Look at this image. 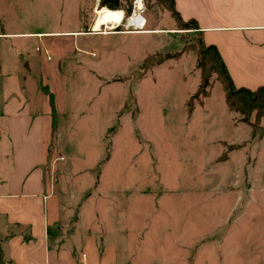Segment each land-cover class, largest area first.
I'll list each match as a JSON object with an SVG mask.
<instances>
[{
	"label": "rangeland",
	"instance_id": "374dc122",
	"mask_svg": "<svg viewBox=\"0 0 264 264\" xmlns=\"http://www.w3.org/2000/svg\"><path fill=\"white\" fill-rule=\"evenodd\" d=\"M94 1L0 0V30L37 33L2 40L0 59L16 45L29 88L54 95L44 170L55 228L117 234L133 264H180L181 254L183 264H264V139L242 140L249 125L224 104L214 73L210 95L191 98L196 48L158 61L198 48L197 30L179 25L167 1L141 0V32L127 17L96 36Z\"/></svg>",
	"mask_w": 264,
	"mask_h": 264
},
{
	"label": "crops",
	"instance_id": "0c3cea01",
	"mask_svg": "<svg viewBox=\"0 0 264 264\" xmlns=\"http://www.w3.org/2000/svg\"><path fill=\"white\" fill-rule=\"evenodd\" d=\"M170 1L183 21H194L202 44L215 47L235 88L264 87V0ZM70 32L81 34L79 30L67 33ZM36 34L0 30V42ZM9 49L13 57L0 59V264H133L137 253L130 256L117 234L97 240L95 234L75 232L67 236L55 228L60 220L56 201L49 197L44 170L45 138L52 130L48 95L42 88L40 91L37 82L29 88L26 80L30 72L25 76L20 66L23 54L16 45ZM40 102L46 109L40 108ZM235 115L239 120L241 115ZM258 118L259 128L264 129V110ZM249 128L248 136L242 140L257 138L260 143L264 133L253 135ZM134 248L139 246L135 244ZM183 258L181 254L180 264L188 259ZM158 260L148 264L167 263V258Z\"/></svg>",
	"mask_w": 264,
	"mask_h": 264
},
{
	"label": "trees",
	"instance_id": "16d2710c",
	"mask_svg": "<svg viewBox=\"0 0 264 264\" xmlns=\"http://www.w3.org/2000/svg\"><path fill=\"white\" fill-rule=\"evenodd\" d=\"M163 1H167L168 9L170 10L171 15L175 17V21L179 25H182L186 28H189V26H193L195 28V23L193 20L189 19L188 21H183L180 16H178L170 0ZM97 3L99 7L105 8L107 10H122L124 19H126L131 12L130 0H98ZM196 45L198 48L193 45H185L181 50L175 51V53H165L158 61L160 62L161 60L167 58H178L184 51H188L191 48H196V66L199 70L200 82L195 89L196 91L191 95V98H195L199 104L201 103V98H204L210 94V78L211 74L214 73L216 75L215 79L219 81L222 89H224V101L228 108L234 112H238L241 115L239 120L249 124L251 127V133H253V135L256 134L257 130H259V133H264V129H260L258 126V117L264 110V87L259 86L251 90L245 87L235 88L232 85L229 74H227L223 61L219 57L215 47L213 45H203L199 34ZM43 92L48 95L52 117L50 123L53 127L54 95L45 87ZM190 100L191 99L185 102L187 116H190L194 108V105ZM251 115L253 116L252 120L250 118Z\"/></svg>",
	"mask_w": 264,
	"mask_h": 264
},
{
	"label": "bare ground",
	"instance_id": "6f19581e",
	"mask_svg": "<svg viewBox=\"0 0 264 264\" xmlns=\"http://www.w3.org/2000/svg\"><path fill=\"white\" fill-rule=\"evenodd\" d=\"M140 7H142V3L137 0V3H135V7H134V14L135 16H132L131 22L126 26H132V28H143V26L138 27V24H134V22L137 20V22H139V20H141L140 15H138L137 13L140 12ZM105 9V8H103ZM102 10V9H101ZM97 11L95 13V16L93 18V23L91 25L92 27V31L93 32H97L100 29V26L102 27V25H106V29H112L111 28V24L119 22L120 20L122 21L123 19V15H122V11L121 10H103L102 12ZM140 31V30H139Z\"/></svg>",
	"mask_w": 264,
	"mask_h": 264
},
{
	"label": "built area",
	"instance_id": "2783aa9c",
	"mask_svg": "<svg viewBox=\"0 0 264 264\" xmlns=\"http://www.w3.org/2000/svg\"><path fill=\"white\" fill-rule=\"evenodd\" d=\"M140 2H141V0H139ZM132 2H133V4H132V9H131V12H130V14H129V16H128V19L126 20V22H125V24H124V26L126 27L130 22H131V19H132V16H135V14H134V7H135V3H137V0H132ZM142 3V2H141ZM142 6H143V3H142ZM142 10V7H140V11ZM122 11V10H121ZM138 15H140V19L141 20H139V22H137V20L134 22V24H138V27H140V26H143L144 25V23H145V18L144 17H142L141 16V14H140V12L139 13H137ZM122 23V21L120 20L118 23L116 22V23H114L116 26L118 25V24H121ZM113 24V25H114ZM139 30H141V28H134V31H139Z\"/></svg>",
	"mask_w": 264,
	"mask_h": 264
},
{
	"label": "water",
	"instance_id": "95a60500",
	"mask_svg": "<svg viewBox=\"0 0 264 264\" xmlns=\"http://www.w3.org/2000/svg\"><path fill=\"white\" fill-rule=\"evenodd\" d=\"M97 2H98V0L95 1V3L98 5ZM92 23H93V20L91 21V23L89 24V26L87 28L88 32L92 31V27H91Z\"/></svg>",
	"mask_w": 264,
	"mask_h": 264
}]
</instances>
